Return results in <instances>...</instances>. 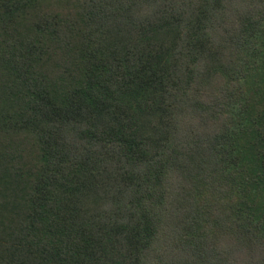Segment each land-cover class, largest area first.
<instances>
[{
  "label": "trees",
  "instance_id": "16d2710c",
  "mask_svg": "<svg viewBox=\"0 0 264 264\" xmlns=\"http://www.w3.org/2000/svg\"><path fill=\"white\" fill-rule=\"evenodd\" d=\"M0 264H264V0H0Z\"/></svg>",
  "mask_w": 264,
  "mask_h": 264
}]
</instances>
